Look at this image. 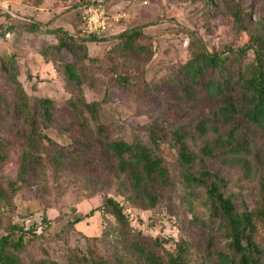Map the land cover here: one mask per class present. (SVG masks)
<instances>
[{"label":"rangeland","instance_id":"374dc122","mask_svg":"<svg viewBox=\"0 0 264 264\" xmlns=\"http://www.w3.org/2000/svg\"><path fill=\"white\" fill-rule=\"evenodd\" d=\"M85 1L0 0V61L14 56L24 90L32 97L59 102L55 111L57 129L42 133L49 140L41 150L44 156L60 153L64 159L59 167L47 165L39 170L36 184L31 183L19 192L14 210L1 215L0 235L9 227L22 228V258L27 262L49 257L61 264H81L88 249L96 248L109 264H144L130 247L131 241L140 236L144 243L164 238L167 251H173L181 238H189L197 251L195 258H199L208 241L203 226L208 214L207 201L200 190L189 192L181 183L178 149L172 145L170 132L189 133L190 149L198 152L217 137L211 128L221 134L226 128L216 117L219 101L199 88L187 92L186 82L178 75L192 59L191 48L196 43L217 53L245 46L258 26H264V0H104L110 11L129 15L117 33L126 28L142 29L144 51L127 53L115 41L88 44L90 61L82 99L88 103L105 101V115L109 118L106 122L114 139L146 141L147 128L160 123L166 135L160 153L174 184L164 191L155 211H144L124 201L125 190L117 181L116 163L105 151L82 149L90 138L68 105L77 93L66 90L57 57L50 55L52 61H47L41 55L46 45L57 43L46 31H81L82 10L77 5ZM235 2L248 15L246 32L235 28L230 15ZM30 20L40 22L41 32L27 34L23 30L22 23ZM253 60V53H249L242 64L246 66ZM14 92V85L0 70V152L8 155V160L0 163L1 182L17 180L26 144L25 125L13 110ZM204 123L206 135L198 128ZM234 125L239 132L238 143L247 151L248 166L222 159L210 163L228 182L227 194L233 197L237 209L252 210L261 203L264 133L249 127L241 116ZM107 197L123 207L126 223L117 221L102 208ZM95 210L92 217L74 228L67 226L75 214L86 215ZM194 211L201 219L197 224L192 220ZM258 239L264 246L262 232Z\"/></svg>","mask_w":264,"mask_h":264},{"label":"trees","instance_id":"16d2710c","mask_svg":"<svg viewBox=\"0 0 264 264\" xmlns=\"http://www.w3.org/2000/svg\"><path fill=\"white\" fill-rule=\"evenodd\" d=\"M86 3V2H84ZM83 3V4H84ZM82 5H77L80 7ZM230 15L238 31L246 32V11L235 2ZM17 18L16 16H11ZM39 21H25L22 28L27 34L41 32ZM57 43L46 45L41 55L48 61L53 55L59 70L64 76L66 90L76 92L74 101L68 104L75 119L90 138L82 145L84 150L94 148L105 151L116 163V178L122 190L124 201L144 211H155L164 191L174 184L166 159L160 153V146L166 135L161 131L159 122L146 130V141L128 142L111 137L109 118L105 115L104 103L84 101L83 89L87 85L86 70L88 44L115 41L127 53L143 50L144 39L141 28H126L110 37L96 39L84 37L81 31L72 34L62 28L46 31ZM192 59L179 73V79L186 82V90L199 88L219 101L217 119L223 123L226 131L219 133L211 128L217 137L206 142L198 152H193L188 144L189 133L183 130L170 132L173 147L178 149V166L181 168L179 179L188 189L200 190L207 201L208 214L203 226L208 232V241L204 252L197 256L193 241L181 238L176 241L173 251H167V240L161 237L144 243L135 237L130 244L132 251L144 264H264V246L259 242V232L264 235V175L260 179L261 203L254 209L238 210L231 195L227 194L228 182L222 173L211 167L210 162L222 159L225 162L248 166L245 161L247 151L238 143L239 132L235 128L236 118L241 116L246 124L264 133V26L251 34L248 43L227 53L210 52L198 43L191 48ZM253 53L254 60L243 66L242 62ZM232 55V56H231ZM0 70L7 81L14 85L13 110L26 128V144L22 152L17 180L0 181V223L1 215L14 210V199L30 184H36L39 170L47 165L59 167L64 159L60 153L42 154V146L49 140L42 133L57 129L55 111L59 102L30 96L18 80L17 62L14 56L0 61ZM120 82H124L121 79ZM80 94V95H79ZM77 101H80L78 103ZM3 98L0 96V106ZM203 135L207 133V124L198 126ZM218 134V135H217ZM264 159V158H263ZM8 155L0 152V163L4 164ZM1 166V165H0ZM191 194V193H190ZM117 221L126 223L123 207L112 197H107L103 207ZM97 212L75 214L67 221L74 228ZM193 221L201 219L193 212ZM24 230L14 226L0 235V264H61L58 260L41 257L29 262L22 258L25 249ZM88 249L80 259L81 264H109L101 252ZM70 263L71 258L67 259Z\"/></svg>","mask_w":264,"mask_h":264},{"label":"built area","instance_id":"2783aa9c","mask_svg":"<svg viewBox=\"0 0 264 264\" xmlns=\"http://www.w3.org/2000/svg\"><path fill=\"white\" fill-rule=\"evenodd\" d=\"M85 2L80 6L82 10L80 30L84 37L103 39L112 36L117 33L123 23L129 20V15L123 11H110L104 0H87Z\"/></svg>","mask_w":264,"mask_h":264},{"label":"crops","instance_id":"0c3cea01","mask_svg":"<svg viewBox=\"0 0 264 264\" xmlns=\"http://www.w3.org/2000/svg\"><path fill=\"white\" fill-rule=\"evenodd\" d=\"M71 33V32H70Z\"/></svg>","mask_w":264,"mask_h":264}]
</instances>
